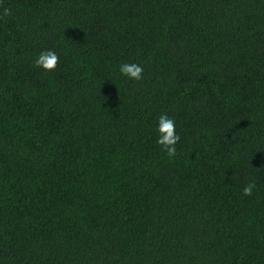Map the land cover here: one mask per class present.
<instances>
[{
    "label": "trees",
    "instance_id": "obj_1",
    "mask_svg": "<svg viewBox=\"0 0 264 264\" xmlns=\"http://www.w3.org/2000/svg\"><path fill=\"white\" fill-rule=\"evenodd\" d=\"M0 264H264V0H0Z\"/></svg>",
    "mask_w": 264,
    "mask_h": 264
},
{
    "label": "clouds",
    "instance_id": "obj_2",
    "mask_svg": "<svg viewBox=\"0 0 264 264\" xmlns=\"http://www.w3.org/2000/svg\"><path fill=\"white\" fill-rule=\"evenodd\" d=\"M11 9L5 8L3 15H10ZM59 60V56L56 51L46 49L41 51L34 60V64L44 70L54 69ZM119 72L122 77L129 80L142 79L143 67L134 62H124L119 66ZM156 143L161 146V149L167 153L169 157L176 155V143L179 140V136L175 131V122L166 113H162L157 118L155 125ZM256 187L254 183H248L243 187L242 191L244 195H251L253 189Z\"/></svg>",
    "mask_w": 264,
    "mask_h": 264
}]
</instances>
